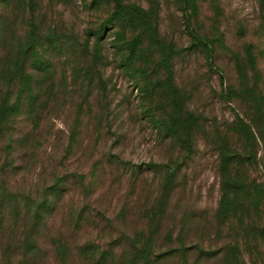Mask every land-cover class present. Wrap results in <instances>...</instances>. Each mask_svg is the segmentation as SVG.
Here are the masks:
<instances>
[{"label": "rangeland", "instance_id": "374dc122", "mask_svg": "<svg viewBox=\"0 0 264 264\" xmlns=\"http://www.w3.org/2000/svg\"><path fill=\"white\" fill-rule=\"evenodd\" d=\"M3 201L0 264H264V0H0Z\"/></svg>", "mask_w": 264, "mask_h": 264}, {"label": "trees", "instance_id": "16d2710c", "mask_svg": "<svg viewBox=\"0 0 264 264\" xmlns=\"http://www.w3.org/2000/svg\"><path fill=\"white\" fill-rule=\"evenodd\" d=\"M117 4V7L114 9V11L109 15L107 16L99 25H98V29L91 33L93 36H95V39L100 43V37L102 35V32L104 31V28L105 27H108V26H111V27H116L117 24H125L129 19H125L123 21L124 18H126L124 15H120L119 12L122 10L123 6L119 3H116ZM120 5V7H119ZM132 20V19H131ZM131 20H129V22H131ZM146 26V24H145ZM144 26V27H145ZM136 42H137V37L134 38V41H131L128 43V48L129 50H135L136 48ZM52 49H55L53 46L51 47ZM123 58L124 55L121 54ZM125 60H127L125 58ZM125 62V61H124ZM122 62V65L125 66V63ZM34 66H36L35 68L38 69V62L37 60L34 61ZM128 64V63H127ZM51 68H53V65H52V60L51 58H48L47 61L45 62V65L41 68V69H38L40 71H45L46 74H48L51 70ZM71 69V67H70ZM75 69V68H74ZM73 69V70H74ZM74 73V76H76V73L75 70L73 71ZM25 101V98L23 99H18L16 102H14L13 104H10V105H6V106H3L2 107V111H4V113H6V108H7V112L8 113H13L17 110H19V108L22 107L21 104H23ZM8 106V107H7ZM20 106V107H19ZM149 113V111H147V114ZM137 172H140V166L137 165ZM66 180V177H62L60 179H58L54 184H52L51 186H48V188H46V193H45V198L41 201V205H45V204H48L50 201V199L52 200V198L55 196L56 198L57 197H60V195H62L64 192H65V189L66 188V184L67 182ZM3 200V199H2ZM4 202V201H3ZM0 202V215L4 214L5 213V202Z\"/></svg>", "mask_w": 264, "mask_h": 264}]
</instances>
